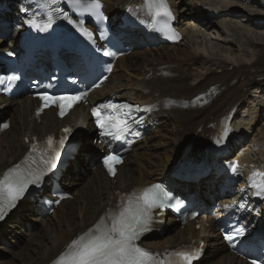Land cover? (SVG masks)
Masks as SVG:
<instances>
[{
    "label": "bare ground",
    "instance_id": "1",
    "mask_svg": "<svg viewBox=\"0 0 264 264\" xmlns=\"http://www.w3.org/2000/svg\"><path fill=\"white\" fill-rule=\"evenodd\" d=\"M7 1L0 0V7ZM169 1L177 14L175 24L183 40L179 45L166 48L161 46L155 36L150 35L144 40L141 35L130 30L129 37L135 39V48L130 54L133 57L118 60L115 73L109 77L106 87L94 95L117 92L132 95L139 103L162 104L163 101H174L183 104L213 87L211 95L215 93L217 97L209 107L201 110L161 112L157 119L158 127L134 146L114 179L107 178L97 162H94L93 169L83 164L84 156L93 158L99 155L101 149L93 145L89 138L93 131L87 120V108L75 107L67 118L58 121L52 110L38 119L34 118L33 110L37 104L27 98L6 100L0 106V121L6 118L10 123L9 129L0 133V176L19 161L33 137L42 139L49 133H58L66 126L82 129L77 156L63 170L59 180L61 188L70 192L71 200L62 202L51 216L39 214L34 217L39 209L35 198L30 199L21 203L0 224L1 244L12 245L13 240L15 244H30L15 255L20 264H57L60 255L67 251V246L73 240L84 235L98 224L101 217L112 211L120 194L144 188L159 179L166 180V174L171 169L177 172L180 169L194 170L201 167L206 151H211L216 142L220 144V135L216 138L214 136L224 128L227 120L228 125L231 123L232 126L229 130L234 132L231 144L227 139L224 142L229 153H233L236 159L243 156L244 162L260 168L250 151L240 150L245 147L244 141L249 139L264 166V134L260 135L261 138L252 139L260 131L257 126L264 121V47L259 45L264 43V36L251 32L254 28L252 21H264V13L251 6L240 7L231 0ZM103 2L111 14L116 7L128 6V14L134 15L132 5L137 0ZM236 7L242 8L244 15L248 16L247 20L245 16L237 18L240 22L245 20L248 23L245 35L238 30L244 25L232 23L236 29L230 26ZM209 15L215 18L211 19ZM200 19L209 20L207 23L204 21L202 26L206 23L210 30H224V37L219 39L224 47L215 44L213 40H216V36L209 37L204 28H193L194 21L199 23ZM236 39L242 41L237 49L234 48L236 42H233ZM3 41L0 36V43ZM141 41H144L142 45L139 44ZM6 45L5 50L12 43ZM236 141L239 143L234 145ZM157 147L159 150L162 148V154L155 153ZM227 159L211 152L208 156L212 164L210 169L214 171L216 165ZM261 169L264 170V167ZM245 171L250 169L245 167ZM172 179L170 181L176 191L191 195L197 205H202L204 201L210 204L220 199L217 195L223 177L216 178L214 172L197 183ZM173 221V218H168L164 221L167 231L157 236H145L141 245L148 250L161 252L191 242H203L206 264H247L226 251L215 234L213 221H207L208 229L204 228L203 219L183 227H176ZM197 225H200L199 230H196ZM23 230L32 233L21 234Z\"/></svg>",
    "mask_w": 264,
    "mask_h": 264
},
{
    "label": "snow or ice",
    "instance_id": "2",
    "mask_svg": "<svg viewBox=\"0 0 264 264\" xmlns=\"http://www.w3.org/2000/svg\"><path fill=\"white\" fill-rule=\"evenodd\" d=\"M52 2L55 3L56 0H52ZM82 7L96 15L101 5L98 0H92L90 4ZM157 12H163L165 15L170 16L166 5L163 3L157 5ZM50 26L51 19L43 25L32 22V27L41 32L46 31ZM84 35L91 39V34L87 31L84 32ZM105 55H108V53H105ZM8 79L12 81L17 77L10 76ZM80 98L73 97L71 99L76 102ZM41 99H52L55 102L61 98H51L44 95L41 96ZM44 106H47V104ZM102 107L113 109L116 112L115 115L103 119L97 109L92 110L93 115L97 116V125L104 129L102 134L120 139L128 129L126 120L122 119L125 114L121 113L119 109L130 108V106L108 104ZM64 111L65 108L61 105L60 115H63ZM4 127H7V125H4ZM65 131L68 130L65 129ZM136 135L139 134L136 133ZM60 143L63 144V140ZM49 144H51L50 138ZM109 160L119 163V159L113 156L105 157V165L108 167L109 173L114 174L113 167L108 165ZM45 163H50V161H45ZM233 171H235V166H233ZM42 176V170L28 169L26 174L13 170L11 173L4 175L3 179H0V219L4 218L6 209L15 206V202L23 195L27 186L38 183ZM257 176L261 177V180L259 183L254 182L252 186L258 189L256 194L259 195L264 193V174L253 173V178ZM159 199V185L142 189L139 194L129 198L126 204L121 205L118 214L110 217V225L98 224L88 233L73 240L67 246V251L59 257L57 264H150L149 254L136 247L133 241L139 238L142 231L146 230L145 225L149 212L153 207L158 206ZM235 234L242 235L243 233L241 229H236ZM225 239L231 241L233 236L226 235ZM174 255L179 258L176 264H192V261L198 258L200 253L198 250H193L191 252H176ZM157 264H164V262H157ZM253 264H255V261H253Z\"/></svg>",
    "mask_w": 264,
    "mask_h": 264
},
{
    "label": "rangeland",
    "instance_id": "3",
    "mask_svg": "<svg viewBox=\"0 0 264 264\" xmlns=\"http://www.w3.org/2000/svg\"><path fill=\"white\" fill-rule=\"evenodd\" d=\"M232 1V3H238V0H231ZM262 3H264V0H250L249 2H248V5L249 6H251L254 10H256V11H258V12H262V13H264V4H262ZM5 16H7V15H5ZM239 17H241V16H239ZM239 17H237V16H235L234 18H233V20L231 21V24H230V26H232V23H234V25L235 24H239L238 26H240V25H244V27H242V28H239L238 30H240L242 33H244V35H245V29L246 28H248V26L246 25V24H248V23H246L245 22V20L243 21V22H240V21H238L237 20V18H239ZM236 18V19H235ZM205 20H203V22H204ZM205 22H207V21H205ZM238 22V23H237ZM205 25V24H204ZM202 27V26H201ZM254 28L253 29H251V32H254V33H257V34H261V35H263L264 36V25H257V26H253ZM202 28H204V30H205V32H206V34H208V36L209 37H212V38H214L215 36V38H216V40H213V42L215 43V44H217V45H219V46H223L224 47V45H222L221 44V42L219 41V39H222L224 36H223V34H224V30H218V29H213V30H210V28L207 26H203ZM232 28H234V29H236V27H233L232 26ZM228 29V28H227ZM208 30V31H207ZM210 30V31H209ZM216 30V31H215ZM229 31V30H228ZM195 35H197L196 37H201L200 36V34H195ZM201 39V38H200ZM262 39H264V38H262ZM200 40H198V42H199ZM240 41V42H239ZM233 42H236V43H234V45H235V49H237V46L239 47L240 46V44L239 43H241L242 41H241V39L239 40V39H236L235 41H233ZM243 44H241V46H242ZM259 45H261V46H263L264 47V43H259ZM211 47H213L214 48V46H211ZM6 116H9V114H7ZM1 119V118H0ZM261 122V121H260ZM259 123V122H258ZM264 124V121L263 122H261L258 126H257V128L258 129H260V131H258V132H256L254 135H253V137H252V139H258V138H261L260 137V135L261 134H264V126H263V128L261 127L262 125ZM247 143V142H246ZM246 146V145H245ZM252 146V143L251 142H248L247 143V146L246 147H248V148H250ZM254 149V148H253ZM263 149H264V141H263ZM162 148H160V150H159V147H157L156 148V150H155V153H157V154H162ZM255 152V153H254ZM251 155H252V157L254 158V160L255 161H258L259 162V160H258V157H257V155H258V152L257 151H252L251 152ZM257 162V163H258ZM130 168V167H129ZM93 169V168H92ZM79 187V186H78ZM34 217H35V215H34ZM24 232L26 233L27 231H25V230H23L22 232H21V234H24ZM28 233V235H30L31 233H32V231H29V232H27ZM24 239V238H23ZM2 242L0 241V263H3V262H7V263H9V264H20V261H18L17 259H15V255L16 254H18L22 249H23V247L26 245V246H29L30 244H26L25 242H22L21 244H15L14 243V240H13V242H12V245H3V244H1ZM200 264H206V261L203 259L201 262H200Z\"/></svg>",
    "mask_w": 264,
    "mask_h": 264
}]
</instances>
